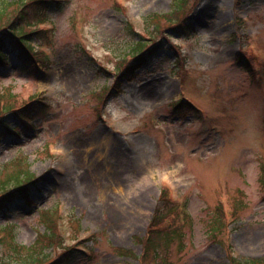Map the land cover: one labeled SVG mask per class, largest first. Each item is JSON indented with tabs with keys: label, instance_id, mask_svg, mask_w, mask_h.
Listing matches in <instances>:
<instances>
[{
	"label": "rangeland",
	"instance_id": "obj_1",
	"mask_svg": "<svg viewBox=\"0 0 264 264\" xmlns=\"http://www.w3.org/2000/svg\"><path fill=\"white\" fill-rule=\"evenodd\" d=\"M3 2L14 11L0 14V30L21 1ZM174 7L62 0L30 27L44 28L32 45L47 63H21L5 48L0 113L23 129L1 133L0 178L29 169L38 183L31 201L17 197L0 211V264H46L70 246L82 253L69 264H142L116 248L142 254L139 239L165 187L188 199L193 221L185 248L172 246L174 264H229V245L264 258V0H190L170 20L162 16ZM172 19L182 26L172 29ZM145 40L154 55L128 79L121 72L130 49ZM242 50L255 58L252 74L239 63ZM34 99L27 114L9 111ZM238 190L247 207L235 217ZM218 206L225 218L214 239ZM37 239L42 245L22 257L13 249Z\"/></svg>",
	"mask_w": 264,
	"mask_h": 264
},
{
	"label": "trees",
	"instance_id": "obj_2",
	"mask_svg": "<svg viewBox=\"0 0 264 264\" xmlns=\"http://www.w3.org/2000/svg\"><path fill=\"white\" fill-rule=\"evenodd\" d=\"M20 1V8L17 10V12L9 17L12 19L9 21L8 26L6 28L2 27L0 30V68H4L9 63L10 55L4 50V48L7 47H9L10 51L15 54V57L22 60L21 63H47V54L44 55L43 51L39 52L34 50V46L32 45L35 35H37L44 28L32 29L30 27L36 22L47 21L50 10L54 6H59L62 3V0ZM189 1L190 0H174V9L169 15L167 13L162 16L170 20L171 16L174 15L175 12H178L181 9L184 10ZM8 4H12V2H8ZM7 6V3L5 2L0 4V14L2 16L4 14L6 16L11 15L14 11V9H9L7 11ZM2 16L0 17V24L3 21ZM30 18H36V20H30ZM171 21V24L173 25H171L172 29H179L180 26H182V21H180L181 24L179 22H175V20L173 21V19ZM156 48V45L149 44L147 40L137 42L135 45H133V47L130 49V53L128 54V56H132L133 59L128 63L129 65L127 64L128 66L121 72V75L131 79L129 76L133 75L136 68L140 67L142 64L151 59ZM249 58L255 60L253 56L250 57L247 55L245 50H242L238 55V59L240 61L238 62L242 63L251 72L250 66L252 64L249 61ZM124 62L127 63L128 61L125 59ZM253 69L255 70V68ZM125 73H130L131 75ZM254 77H257V74L254 75ZM116 85L117 86L114 85L111 89L113 93H118L121 90L119 87V82H116ZM36 102L37 99H34L22 107L9 108V111L12 110L13 113L17 114H27ZM8 119L9 118L6 116V114L3 112L0 113V137L2 136L1 133H6L8 130L19 134L23 129V127L9 126ZM37 182L38 177H36L29 169H20L19 171L17 170L7 179L0 178V209L2 210L7 208L17 197H23L25 200L31 201V190L37 185ZM260 184L261 188L264 189V163H262L260 166ZM232 206L234 209L233 215H235V217L238 216L242 208L247 207L246 193L244 190H238V194L233 198ZM187 207L188 199L184 200L183 202L174 200L171 197L168 188L165 187L162 190L158 203L155 207L153 217L148 227V232L146 233L145 237L139 239L143 246L142 254L136 255L132 250L124 247H117V253L120 255L138 258L142 264H174L172 259L173 244L177 241L178 249L182 250L186 246L185 239L188 236L185 227L187 228V231L192 234L193 221L189 211L187 210ZM224 218L225 212L221 206H218L217 216L210 222V226L208 227L211 238H216L215 234L219 232L217 227H221L223 225ZM188 223L190 224L187 225ZM50 228L52 227L49 226L45 236L52 237L53 239L55 238V233ZM42 243L43 241H41V239H37L33 245L22 247L14 242L13 249L16 252H20V257H22L25 254L23 248L27 252H33V250L39 245H42ZM0 244H2L1 239ZM228 250L229 264H264V258L238 256L232 249L231 245H229ZM79 253H82L79 248L70 246L59 257L46 264H63L64 262L69 264L73 258L75 259V257L78 256ZM2 255L3 254L0 250V259H2ZM35 260L36 258L30 261Z\"/></svg>",
	"mask_w": 264,
	"mask_h": 264
},
{
	"label": "bare ground",
	"instance_id": "obj_3",
	"mask_svg": "<svg viewBox=\"0 0 264 264\" xmlns=\"http://www.w3.org/2000/svg\"><path fill=\"white\" fill-rule=\"evenodd\" d=\"M106 169L108 170L107 174L109 175L110 178L115 179L117 177L116 176V172H114L115 170L112 171L111 167L108 166V167L105 168V170ZM256 236H258L260 238V234H258Z\"/></svg>",
	"mask_w": 264,
	"mask_h": 264
}]
</instances>
